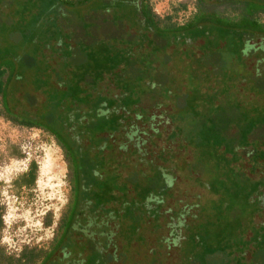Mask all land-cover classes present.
<instances>
[{
    "label": "rangeland",
    "instance_id": "374dc122",
    "mask_svg": "<svg viewBox=\"0 0 264 264\" xmlns=\"http://www.w3.org/2000/svg\"><path fill=\"white\" fill-rule=\"evenodd\" d=\"M255 1L148 0L179 27L117 0H0L5 254L49 248L69 201L62 147L16 121L51 112L79 136L81 196L108 197L80 221L100 249L109 238L100 263L264 264V42L233 14ZM32 161L34 185L18 187Z\"/></svg>",
    "mask_w": 264,
    "mask_h": 264
},
{
    "label": "trees",
    "instance_id": "16d2710c",
    "mask_svg": "<svg viewBox=\"0 0 264 264\" xmlns=\"http://www.w3.org/2000/svg\"><path fill=\"white\" fill-rule=\"evenodd\" d=\"M143 1V0H142ZM181 6H185L184 4H179L178 7L180 9ZM178 8H176L177 10ZM145 12L143 13L140 11L142 16L144 18H147L148 20H154L156 23H162V22H169L170 24L176 25V26H183L182 24H176L171 21L172 15L164 16L163 19H160L157 14H155L153 11H151V7H145ZM200 9L197 8L196 5V11L192 14V16H198L200 15L201 18H213L212 13L208 11L205 14H198V11ZM176 13V11L174 12ZM233 14H236L237 17L240 19L238 20V24L242 30L243 34H247L248 37H255L262 35L261 33H264V23L261 22V16L264 15V0H256L254 4H250L247 7H245L241 13L234 12ZM191 16V17H192ZM5 71L0 69V96L1 92L3 90H6L8 88L5 78L7 79V75H5ZM5 77V78H4ZM7 105V104H6ZM5 105V106H6ZM8 106V105H7ZM6 113V112H5ZM8 114V113H6ZM11 117H14L13 115L9 114ZM16 118V117H14ZM18 119V118H17ZM19 124L29 126V127H40L45 130H47L51 135H53L58 144L62 147L65 156L67 160L69 161L70 169H71V179H70V195H69V201L65 207V210L63 211L61 215V220L59 222V225L57 227V235L52 241V244L49 247L50 252H52L57 245L61 243V247H71L72 246V236L77 232H80V221L82 220V212L84 209H88L89 206H92V202L94 201L95 209H102L105 207L107 208V204L109 201H105L108 197H102L101 203H97V200L86 198L85 196H81V187L79 183L77 182V178L80 177V169L82 168L83 163L80 162V160H83L81 158V152L79 151V136L73 134V132L70 130L69 127H66L64 129V136L56 133L53 129V125L55 124V119L52 116L51 112H48L46 116L43 118L42 121L36 122L32 119H18L16 120ZM92 151L84 152V160L85 163L92 162L94 158V154L91 153ZM93 165H90L91 167L94 166V161L92 162ZM36 170H37V164L32 161L29 164V168L26 172L21 174L16 180L15 184L18 187H31L34 185L36 180ZM100 206V207H98ZM99 211V210H98ZM95 215L91 217L92 221H98L101 225V227H104L106 225L107 220L103 219V213H95L97 211H93ZM1 216V214H0ZM88 217V216H87ZM88 219V218H87ZM0 226H1V218H0ZM61 238V239H60ZM60 239V240H59ZM48 251L42 248H27L25 247L20 254L17 257H14L13 255H7L5 254L4 250L0 248V264H35L40 258L46 257L48 255ZM104 248L100 250H93V252L88 255V258L85 260V264H101L100 259L103 256ZM103 259V258H102Z\"/></svg>",
    "mask_w": 264,
    "mask_h": 264
},
{
    "label": "flooded vegetation",
    "instance_id": "af4514ba",
    "mask_svg": "<svg viewBox=\"0 0 264 264\" xmlns=\"http://www.w3.org/2000/svg\"><path fill=\"white\" fill-rule=\"evenodd\" d=\"M105 1L111 2L114 0H105ZM131 1L132 0H117V2L127 4V6H131L134 10L135 16L138 18L139 21H141L143 19V16L140 13V11H142L144 13L145 7L150 6L148 3V0H143V1L142 0H134L135 1L134 4H131ZM151 11H152V9H151ZM261 34L262 35L255 36V37H248V41L255 38V40L257 42L263 43L264 42V33H261ZM260 43L259 44L257 43L253 49L258 50V51H262V47H261ZM102 228H108L107 224ZM106 237H107V235H106ZM106 237L105 236L101 237V241H104V243L106 244L105 247H104V245L101 244L102 245L101 248H104V252L102 253L103 254L102 258H104V259L107 258L105 251H106L107 245H108L107 242H109V238L107 239ZM72 238H73L72 239L73 243H72L71 247H66V246L61 247V243H60L59 245L56 246V248L52 252L48 251L49 248H46L45 250L48 251V255L46 257L40 258L36 262V264H85L86 263L85 260L88 258V255H90L93 252V250H100V247L98 246V242L96 240H94L92 237L84 234L81 230L78 233L76 232L72 236ZM87 249L89 250V252L85 253V251ZM7 255H9V254H7ZM81 256H82V258H80ZM105 264H107L106 261H105Z\"/></svg>",
    "mask_w": 264,
    "mask_h": 264
}]
</instances>
